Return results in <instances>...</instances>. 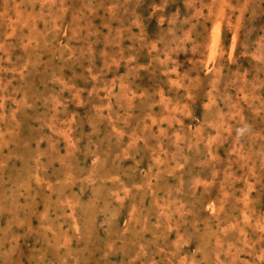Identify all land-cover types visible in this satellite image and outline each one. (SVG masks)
Segmentation results:
<instances>
[{
    "label": "rangeland",
    "instance_id": "rangeland-1",
    "mask_svg": "<svg viewBox=\"0 0 264 264\" xmlns=\"http://www.w3.org/2000/svg\"><path fill=\"white\" fill-rule=\"evenodd\" d=\"M0 264H264V0H0Z\"/></svg>",
    "mask_w": 264,
    "mask_h": 264
},
{
    "label": "bare ground",
    "instance_id": "bare-ground-1",
    "mask_svg": "<svg viewBox=\"0 0 264 264\" xmlns=\"http://www.w3.org/2000/svg\"><path fill=\"white\" fill-rule=\"evenodd\" d=\"M58 19H59V18H58ZM217 31H218V30H216L215 32H217ZM215 32H214V33H215ZM218 34H219V33H218ZM215 36H217V35H215ZM218 38H219V37H218ZM211 40H212V39H211ZM215 41H216V40H215ZM52 48H53V47H52ZM223 60H224V59H223ZM56 75H57V74H56ZM107 81H108V80H107ZM151 122H152V121H151Z\"/></svg>",
    "mask_w": 264,
    "mask_h": 264
}]
</instances>
